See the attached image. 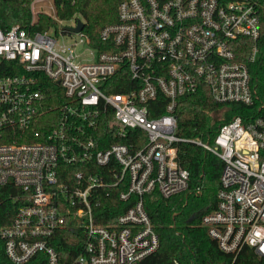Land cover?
Returning <instances> with one entry per match:
<instances>
[{
  "label": "built area",
  "instance_id": "2783aa9c",
  "mask_svg": "<svg viewBox=\"0 0 264 264\" xmlns=\"http://www.w3.org/2000/svg\"><path fill=\"white\" fill-rule=\"evenodd\" d=\"M263 1L122 0L118 20L100 31L105 50L84 29L64 30L57 13V32L0 27V186L21 191L14 218L0 227L13 264H139L160 243L148 196L190 190L182 142L224 162L217 206L202 218L209 236L227 253L248 246L264 255ZM69 21L76 26L78 18ZM120 69L136 87L111 92ZM53 83L65 100L52 95ZM202 84L215 101L244 109L212 138L182 137L178 100ZM107 113L117 136L137 131L138 146L101 147L110 136L98 131ZM107 183H122L120 199L131 205L102 223L95 193ZM65 229L83 241L72 256L56 244Z\"/></svg>",
  "mask_w": 264,
  "mask_h": 264
},
{
  "label": "trees",
  "instance_id": "16d2710c",
  "mask_svg": "<svg viewBox=\"0 0 264 264\" xmlns=\"http://www.w3.org/2000/svg\"><path fill=\"white\" fill-rule=\"evenodd\" d=\"M34 0H0V27H11L18 24L30 31H58V23L45 14L38 15L33 22L31 4ZM122 0H55L58 17L69 21L81 16L85 20L84 33L88 35L92 46L100 49H111L100 37L102 28L118 20V5ZM261 31L258 40L260 60L264 65V1L261 10ZM116 77V78H115ZM114 83L109 91L121 93L136 87L129 74L122 69L114 76ZM56 100L66 99L64 92L56 84H52V95ZM55 100V101H56ZM58 103V102H57ZM55 104V118L50 128L58 120V107ZM244 107L236 103H219L211 95L210 89L202 84L199 89L179 98L176 114L178 117V134L182 137L201 138L207 140L214 137L221 123L243 111ZM156 110L153 115L161 113ZM109 138L101 142V147L112 143H127L138 146L134 140L136 130L130 131L126 137L116 135V126L112 114L107 113L101 119L98 129ZM142 133V132H141ZM144 134V133H142ZM180 163L190 172V190L169 199L163 198L158 191L148 196L146 208L159 235L158 249L144 258L139 264H264V255L257 254L251 247L245 246L237 255L220 249L218 242L209 236L202 226L203 216L217 206V194L221 186V173L224 162L214 153L192 142L179 144ZM76 169V168H75ZM118 169V168H117ZM106 167L99 168L105 173ZM74 172V168H71ZM108 176V177H107ZM109 180V175L105 173ZM63 180H67L63 177ZM107 182V181H106ZM124 189L105 184L95 194L97 208L101 210L102 223L114 222L131 202L120 199ZM20 189L14 186H0V227L11 223L20 201L14 197L20 195ZM110 215H109V214ZM82 238H75L72 229H65L56 241L58 249L72 256L80 248ZM0 264H13L5 253V241L0 237ZM27 264H37L30 262Z\"/></svg>",
  "mask_w": 264,
  "mask_h": 264
},
{
  "label": "rangeland",
  "instance_id": "374dc122",
  "mask_svg": "<svg viewBox=\"0 0 264 264\" xmlns=\"http://www.w3.org/2000/svg\"><path fill=\"white\" fill-rule=\"evenodd\" d=\"M53 0H34L33 3L31 4V9L33 13V22L38 18V15L40 14H45L47 16H50L52 19L56 21V18H54V14L57 13V7L56 4ZM55 6V11H53V8ZM58 14V13H57ZM78 19L80 18L81 20L85 21L83 17L78 16ZM65 21V20H64ZM58 23V22H57ZM59 24V23H58ZM65 25H72V21H66ZM48 30H52L48 29ZM70 32V31H69ZM83 48H79V51H82ZM86 51H89V48H87Z\"/></svg>",
  "mask_w": 264,
  "mask_h": 264
},
{
  "label": "water",
  "instance_id": "95a60500",
  "mask_svg": "<svg viewBox=\"0 0 264 264\" xmlns=\"http://www.w3.org/2000/svg\"><path fill=\"white\" fill-rule=\"evenodd\" d=\"M84 27H85V21L79 18L76 26L65 25L63 28L64 30H67L70 32H80L84 29Z\"/></svg>",
  "mask_w": 264,
  "mask_h": 264
}]
</instances>
